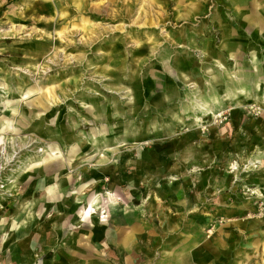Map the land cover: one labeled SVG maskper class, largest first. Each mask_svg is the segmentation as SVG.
Listing matches in <instances>:
<instances>
[{"label":"rangeland","instance_id":"1","mask_svg":"<svg viewBox=\"0 0 264 264\" xmlns=\"http://www.w3.org/2000/svg\"><path fill=\"white\" fill-rule=\"evenodd\" d=\"M189 3L2 0L0 264H264V0Z\"/></svg>","mask_w":264,"mask_h":264},{"label":"crops","instance_id":"2","mask_svg":"<svg viewBox=\"0 0 264 264\" xmlns=\"http://www.w3.org/2000/svg\"><path fill=\"white\" fill-rule=\"evenodd\" d=\"M204 2H207V0H190V3L188 4V7L186 8V10L185 11H183V10H181V9H179V13L181 14V13H185V15L184 16H192L193 14L192 13H199V12H201L202 11V9H203V7H204ZM2 3V0H0V4ZM178 12H177V15H178ZM180 16H182V15H180ZM258 26V24L256 23L255 24V27H257ZM258 29V28H257ZM256 29V31H258ZM179 35H181V32L179 33ZM181 37H183V35L181 36ZM223 39L224 40H226V39H228L227 38V34H226V32H224L223 33ZM224 44H227V41L224 43ZM225 46V45H224ZM241 48V47H240ZM253 49H257L258 51L260 50L261 51V46L260 45H257L256 43H254V47H253ZM222 50H224V49H222ZM221 50V51H222ZM240 50V49H239ZM218 55H220V53H218ZM254 59H253V61H254V63H255V65L258 63V61H260V63H262L263 62V59H262V54H261V52H260V54H259V58L257 57V54L256 53H254ZM259 73H260V75L261 74H264V65H260L259 67ZM255 70H257V68L255 69ZM250 71H251V69H250ZM261 81V80H260Z\"/></svg>","mask_w":264,"mask_h":264},{"label":"bare ground","instance_id":"3","mask_svg":"<svg viewBox=\"0 0 264 264\" xmlns=\"http://www.w3.org/2000/svg\"><path fill=\"white\" fill-rule=\"evenodd\" d=\"M110 197H111V195H110ZM97 199H98V196H94L91 200H90V202H89V208H91L93 205L94 206H96V203H97Z\"/></svg>","mask_w":264,"mask_h":264}]
</instances>
